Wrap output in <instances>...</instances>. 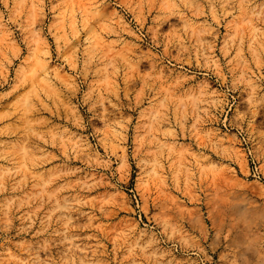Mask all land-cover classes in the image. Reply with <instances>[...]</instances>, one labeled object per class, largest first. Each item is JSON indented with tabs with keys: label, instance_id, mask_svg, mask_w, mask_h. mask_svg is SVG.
<instances>
[{
	"label": "clouds",
	"instance_id": "clouds-1",
	"mask_svg": "<svg viewBox=\"0 0 264 264\" xmlns=\"http://www.w3.org/2000/svg\"><path fill=\"white\" fill-rule=\"evenodd\" d=\"M0 264H264V0H0Z\"/></svg>",
	"mask_w": 264,
	"mask_h": 264
}]
</instances>
